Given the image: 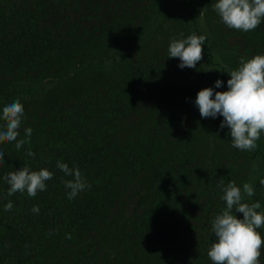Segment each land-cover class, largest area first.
I'll list each match as a JSON object with an SVG mask.
<instances>
[{"label":"trees","instance_id":"trees-1","mask_svg":"<svg viewBox=\"0 0 264 264\" xmlns=\"http://www.w3.org/2000/svg\"><path fill=\"white\" fill-rule=\"evenodd\" d=\"M203 1L205 6L215 2ZM153 12L145 0H0V81L14 83L0 101L19 98L28 106L18 139L24 127L33 130L19 151L14 143L0 141L5 152L0 175L25 165L54 173L35 197L8 195V185L0 181V264H103V236L121 228L128 241L122 264H155L151 254L163 250L172 251L175 264H212L210 221L226 207L221 185L241 186L244 163L235 161L238 169L227 162L200 163V169L198 157H192L173 170L165 164L164 175L156 168V139L147 142L126 132L167 67L157 53L136 52ZM123 18L127 21L120 24ZM194 26L197 35L203 34L195 19ZM222 27L246 57L264 53V22L248 32ZM208 41L207 36L202 60L217 64ZM103 66L109 70L89 88L70 97L41 98L49 92L46 87L39 92L38 82H61ZM166 100L150 137L157 138L161 129L182 133L190 122L189 91L175 89ZM28 149L35 157L26 155ZM58 160L77 166L91 187L69 200L63 180L71 177L56 167ZM199 170L190 204L184 193L180 198L167 192L171 180L189 190ZM257 200L255 193L252 202ZM9 201L13 207L6 211ZM33 205L38 213L31 211ZM258 231L264 235V227ZM261 254L264 261V245Z\"/></svg>","mask_w":264,"mask_h":264},{"label":"clouds","instance_id":"clouds-1","mask_svg":"<svg viewBox=\"0 0 264 264\" xmlns=\"http://www.w3.org/2000/svg\"><path fill=\"white\" fill-rule=\"evenodd\" d=\"M212 10L219 22L229 29L248 32L264 22V0H215ZM206 39V34L195 33L187 36L181 33L180 38L170 37L167 56L178 58L180 69L196 68L197 62L202 60ZM225 72L230 77L226 90H216L224 86V81L217 78L213 86L200 89L192 103L201 118L223 117L219 129H228L232 148L253 151L264 134V53L242 56L236 68ZM25 119L24 105L19 98L0 101V141L14 143L18 151L29 143L33 131L31 127H24V136L18 139ZM26 155L35 157L31 149ZM4 157L5 152L0 149V165L5 164ZM56 167L66 177H71L63 180L69 200L91 187L77 166L69 167L68 163L58 160ZM53 175L47 168L33 170L25 165L0 175V181L8 185V195L26 192L29 197H35L38 191L47 188L46 181ZM260 183L264 185V179ZM221 192L220 199L226 207L210 221L215 240L207 250L208 258L212 264H264L261 260L264 235L258 231L264 227V211H259L262 204L259 200L248 203L242 195L243 192L251 198L255 189L249 183H244L241 188L231 181L221 185ZM12 207L11 201L4 205L6 211ZM31 211L38 213L39 206L33 205ZM236 213H242V218H238Z\"/></svg>","mask_w":264,"mask_h":264},{"label":"rangeland","instance_id":"rangeland-1","mask_svg":"<svg viewBox=\"0 0 264 264\" xmlns=\"http://www.w3.org/2000/svg\"><path fill=\"white\" fill-rule=\"evenodd\" d=\"M213 3V2H212ZM212 3L205 6L203 0H145L146 6L152 7L154 10L153 17H151V24L149 23L147 33L141 44L137 47V54H152L157 53L166 61L167 67L162 73L159 84L155 88L153 95L147 100V103L138 114L136 122L131 124L126 132L130 135H135L139 139L150 142L156 139L157 157L156 162L160 170L166 175L165 164L168 163L170 170H173L179 165H183L188 161V158L198 157L196 160L200 169L209 163H226L228 166L238 169L235 161L240 159L244 164V172L242 177L244 183H249L255 189V193L262 204L261 210L264 211V185L260 183L264 179V134L261 135L257 141V147L253 151H240L230 146L231 137L227 135L228 129H219L220 121L223 117L201 118L198 109L194 106V112L190 116V122L183 129L182 133H176L175 130H159L158 137H150L151 125L156 123L161 112L164 111L166 99L174 94L175 89H179L185 93L189 91L194 100L197 92L204 88L213 86L214 81L220 78L224 81V86L217 91L227 89V79L230 78L228 74H224L225 67L227 70L236 68L240 57H246L233 44L234 38L231 35L226 36V31L219 22L216 13L212 10ZM202 13V15H200ZM194 19L198 29L209 37L207 46L213 52L217 64H209L206 61H198L196 68L180 69L178 65V58H168L167 48L170 37L180 38V34L184 36L193 34ZM126 19L120 20L121 23H126ZM148 22V21H147ZM146 22V23H147ZM145 28V27H144ZM143 28V29H144ZM141 29V31L143 30ZM194 31V32H193ZM140 37L141 32H139ZM119 41V40H118ZM232 44V45H231ZM109 70V67L101 69H91L88 73L77 75L71 79L56 82L51 79H45L38 82L39 92L43 87L48 89L49 94L45 93L42 99L46 96L55 98V96L70 97L80 91L83 87L92 86V84L100 79L99 77L103 71ZM99 76V77H98ZM98 77V78H97ZM114 82L119 81L120 72L117 73ZM97 78L95 81L94 79ZM110 84V83H109ZM14 83L11 81H0V94L4 91L11 90ZM89 88V87H88ZM36 104L40 99L36 98ZM24 105L25 113L29 110L28 106ZM189 137V142L186 143V138ZM259 150H261L259 152ZM160 157V158H159ZM202 163V165L200 164ZM187 169L189 165L186 163ZM242 168V167H240ZM201 179V171L196 174L194 182H190L189 190H183L179 180L170 181L167 187V192L172 196L180 197V193H184L189 204L192 201V196L195 191L193 185L199 183ZM241 184V188L242 185ZM244 200L248 203L253 201V197L249 198L242 192ZM181 198V197H180ZM121 229H116L103 236V242L106 247L107 260L103 264H122L126 261V253L124 251V244L128 241L123 238ZM142 254H140L141 256ZM152 261L155 264H175L176 259L171 250L157 252L151 254ZM172 255V256H171Z\"/></svg>","mask_w":264,"mask_h":264}]
</instances>
